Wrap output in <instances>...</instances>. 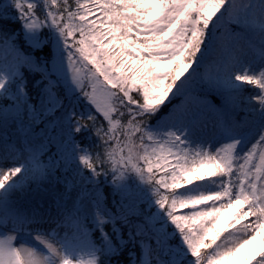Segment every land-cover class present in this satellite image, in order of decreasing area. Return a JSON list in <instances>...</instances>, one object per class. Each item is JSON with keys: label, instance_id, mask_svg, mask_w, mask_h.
Instances as JSON below:
<instances>
[{"label": "snow or ice", "instance_id": "1", "mask_svg": "<svg viewBox=\"0 0 264 264\" xmlns=\"http://www.w3.org/2000/svg\"><path fill=\"white\" fill-rule=\"evenodd\" d=\"M257 238L243 264L264 0H0V264H238Z\"/></svg>", "mask_w": 264, "mask_h": 264}, {"label": "rangeland", "instance_id": "2", "mask_svg": "<svg viewBox=\"0 0 264 264\" xmlns=\"http://www.w3.org/2000/svg\"><path fill=\"white\" fill-rule=\"evenodd\" d=\"M229 214L226 213L221 217V224L220 227H223L224 223L228 220ZM260 244V238H257V240L252 241L250 244H246L243 249L240 252L241 260L238 262V264H243V258L249 255L250 251L256 247H258Z\"/></svg>", "mask_w": 264, "mask_h": 264}]
</instances>
